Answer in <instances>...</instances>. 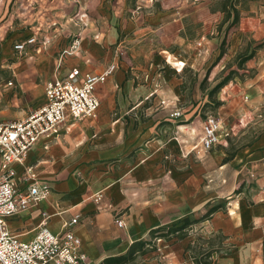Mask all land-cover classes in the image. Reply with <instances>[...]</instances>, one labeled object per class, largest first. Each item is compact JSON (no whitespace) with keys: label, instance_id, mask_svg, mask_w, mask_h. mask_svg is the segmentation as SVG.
Here are the masks:
<instances>
[{"label":"crops","instance_id":"1","mask_svg":"<svg viewBox=\"0 0 264 264\" xmlns=\"http://www.w3.org/2000/svg\"><path fill=\"white\" fill-rule=\"evenodd\" d=\"M61 1L0 0L3 16L7 5L11 4V8L15 5L14 12L20 19L19 16L23 14L21 9L32 3L31 14L37 20L32 30L12 40L10 50L16 59H22L17 63L9 62L6 66L11 69L12 79L7 80L5 86L10 88L11 100L17 106L21 105V110L18 109L13 116L20 118L41 105L45 100V83L54 75H67L76 66L82 71L94 72L104 70L110 63H115L116 68L105 82L96 86L99 107L95 118H69L57 135L38 141L27 152L23 163H13L15 179L20 188L25 186L23 167L30 165L40 179L50 184V193L36 206L8 218L7 225L21 238L28 239L43 218L41 211L49 215L46 226L54 233L62 230L64 222L78 215L72 229L80 237L81 250L88 256L90 264H98L105 257L125 253L133 241L148 239L152 228L168 226L170 222L180 220L193 211L186 209V204L200 196V171L205 170L194 162L198 157L191 151L200 145L201 128L198 142L188 144L184 135L189 130H195V118L190 119L195 109L183 111L177 105V100L183 96L177 85L181 78H177V75H181L188 66L196 71L203 68L209 49L219 38L218 30L214 34V27L207 21L219 11L210 12L208 8V12L202 14L157 9L149 14L133 13L120 26L113 22L97 28L88 22L73 29L59 22L60 17L56 18V15L60 12L48 9L52 7L49 5ZM210 2L204 0L209 6ZM140 6L147 4L137 5L138 8ZM10 16L0 24V34L4 33ZM186 16L196 22L203 21L195 38H189L186 34ZM82 19L87 20L86 17ZM55 21L58 25H51ZM239 29L230 41L232 54L237 52L242 37V25ZM35 31L40 38H50L46 47L28 44L22 53L16 52L14 42L25 39ZM78 31L81 32L79 50L67 55L56 73L59 52L70 44L72 35ZM123 32L126 35L123 41L133 35L138 40L152 43L157 59L119 60L120 36ZM96 33L98 37L94 38ZM57 35L60 38L55 40L53 36ZM61 35H66L63 40ZM1 45V53H4V42ZM142 54L147 55V52ZM192 54L194 58L188 61ZM210 54L215 56L217 50L212 48ZM175 55L186 62L180 71L171 65ZM168 71L178 81H172ZM38 77L44 81L43 89L40 88L41 83L36 81ZM19 78L21 82H18ZM9 81L11 84H8ZM175 109H179L181 115L171 117L170 112ZM132 151L134 156L129 155ZM216 152L221 166L231 169L235 181L241 174L252 183L249 194L252 203L239 197L231 200L233 207L228 209L232 214L239 213L233 226L244 228L250 225L251 230L256 231L250 242L260 243L264 236V131L254 140L240 145L226 162L222 159L227 150L221 146ZM78 170L84 172V180L78 179ZM250 172L254 175L250 176ZM182 177L186 178L184 182H181ZM96 180L101 185L99 189ZM242 187L245 188L244 182ZM98 190L104 193L99 204L91 197ZM234 193L239 191L234 190ZM218 196H210L207 201ZM116 215L123 219L124 226L119 227L115 223ZM204 222H201V226H204ZM219 228L229 236L234 249L235 243L221 225L209 234ZM190 239L189 234L181 240H172L175 250L180 251L188 264L192 262L184 254V247ZM230 253L215 254L214 258L222 264L219 262L220 255Z\"/></svg>","mask_w":264,"mask_h":264},{"label":"rangeland","instance_id":"2","mask_svg":"<svg viewBox=\"0 0 264 264\" xmlns=\"http://www.w3.org/2000/svg\"><path fill=\"white\" fill-rule=\"evenodd\" d=\"M182 1L184 2V0H62L54 5H49L52 7L48 9L60 12L58 16L56 15V18L60 17V19L58 18L59 22L64 27L73 29L79 28L84 22V20H79L83 13L86 14L87 23H92L93 27L99 28L113 22L120 26L124 23V19L133 13L135 15L149 14L157 9L169 12L180 10L189 13L200 12L202 14L208 12V8L210 12L219 11L213 19L209 18L207 21V23L210 21L211 26L214 27V34L218 30L217 36L219 38L212 45V48L217 50V54L211 56L212 48L209 49L203 68L196 71L188 66L181 75H177V78H181V82L177 85L183 95L177 100L179 101L177 105L182 107L183 111L195 109L190 117L191 120L195 118V130L194 132L189 130L184 135L188 144L198 142L201 123L207 114H213L221 120L220 142L215 143L208 152L202 153L200 151L201 158L194 161L200 164L201 169L204 167L205 170L200 171V196L186 204V209H193L189 215L197 217L205 210L208 203L224 201L225 210L214 214L208 222H204V226H201V223H194L189 232L190 237L195 238L197 234L208 235L209 232L216 229V226L221 225L223 230L231 236V241L235 243V247L230 254L220 255V263L264 264V236L260 243H251L250 239L254 234L256 235L254 233L256 231H252L250 225L244 228L233 226L239 213L232 214L228 209L233 207L230 203L231 200L239 197H244L247 203H252L249 197L252 183L246 181L245 176L241 174L235 181L231 169L221 166V159L216 156V150H219L221 146L224 150L229 151L233 147L254 140L264 131V0H238V6L240 8L245 7V9H242L239 21L227 31L225 30L227 22L221 23L223 17V13L220 11L222 0H211L210 6L204 3V0H185L184 3ZM143 4H147V6L137 7V5ZM32 5L30 3L21 9L23 14L19 16L20 19H17L14 12L15 5L12 8L11 4L7 5L4 16L0 12V24L7 16L11 15L10 20L6 22L8 24L4 26V33L0 34V121L16 119L17 117L13 114L18 109L21 110V105L17 106L11 100L9 86H5L7 80L12 79L11 69L6 66L9 62L22 61V59H16L10 49L12 48V40L21 38L32 30L33 26L37 25V20H34L31 14ZM56 24L58 25L56 21L51 23V25ZM200 24L202 25L203 21L196 22L190 16H186L184 26L189 38H195ZM241 25L243 27L241 30L242 37L237 52L232 54L229 50L230 41L236 35V31L240 30ZM224 35L225 41L221 43ZM65 36L61 35V39L63 40ZM125 36L124 32L120 36L119 60L129 62L131 60L157 59L152 43L138 40L133 35L129 40L123 41ZM53 38L56 40L60 36H53ZM1 42H4V53H1ZM220 49L224 52L220 58H217ZM142 52H147V55H143ZM237 53L239 56L236 57ZM241 57L246 58L239 64ZM189 58L188 61H191L194 58L193 54ZM214 71L216 72L214 73ZM229 71L233 73L232 78L217 92L209 94L208 92L213 85ZM168 73L172 81H178L171 71ZM215 79L217 80L215 81ZM21 81L22 79L19 78L18 82ZM36 81L41 83L40 88L43 89L44 81L42 78L40 80L38 77ZM225 132L228 134L224 136ZM129 155L134 156V151ZM77 176L79 180L85 178L84 172L81 170L77 171ZM185 179L182 177L181 182H184ZM242 182L245 184L244 189L241 185ZM95 183L99 189L101 185L97 180ZM235 185L236 187L233 189ZM238 187H240L239 193H234ZM214 195L219 196L207 201L210 196ZM140 232L138 231V233ZM145 238H148V235H145ZM146 247L149 248L148 252L137 255L131 263L129 261L126 264H188L187 260L181 256L180 251L175 250L172 240L152 239Z\"/></svg>","mask_w":264,"mask_h":264},{"label":"built area","instance_id":"3","mask_svg":"<svg viewBox=\"0 0 264 264\" xmlns=\"http://www.w3.org/2000/svg\"><path fill=\"white\" fill-rule=\"evenodd\" d=\"M83 13L79 20H83ZM87 24L86 20L82 23ZM78 31L72 35L70 44L64 47L56 58L55 72H58L63 59L75 53L80 47ZM98 37L96 33L94 38ZM50 38L38 37V32L29 34L25 39L15 41L13 48L22 53L28 44L46 47ZM184 59L175 55L171 65L176 71L184 68ZM116 64L110 63L100 72L82 71L73 67L67 75H54L44 86V102L24 116L7 121H0V264H90L88 256L81 250V239L72 227L78 221L74 215L62 224V230L54 233L46 226L48 214L43 216L31 238L23 239L10 230L8 218L22 213L40 203L50 193V184L40 179L33 166L23 167L22 179L25 186L20 188L15 179L13 163H23L27 152L41 139L57 135L69 118H95L99 107L96 86L105 82L115 70ZM8 84H11L9 81ZM181 115L179 109L170 112L171 117ZM220 119L207 114L201 124L199 147L193 148L196 157L208 152L221 136ZM228 132L224 133V136ZM254 174L250 172V176ZM92 200L99 204L103 200L102 190L95 191ZM115 223L124 226L123 219L116 215Z\"/></svg>","mask_w":264,"mask_h":264},{"label":"trees","instance_id":"4","mask_svg":"<svg viewBox=\"0 0 264 264\" xmlns=\"http://www.w3.org/2000/svg\"><path fill=\"white\" fill-rule=\"evenodd\" d=\"M242 9L238 6V0H222L220 11L223 13L221 23L227 22L225 30H229L233 27L240 18ZM225 41V35L221 39V43ZM223 50L220 49L217 58H220L223 55ZM239 56V53L236 54V57ZM246 57H241V64ZM232 71H229L227 74L222 76L209 90V94L217 92L223 85H225L232 78ZM239 146L233 147L231 150H227L226 155L223 157V162L231 159L235 154V151ZM242 185V183H241ZM240 187L235 189V192H238ZM225 210V202L223 201H213L208 203L205 210L197 217L193 215H185L176 223H172L168 226H158L152 228L149 231L148 239H137L133 241L128 247L127 251L123 254L108 256L105 257L98 264H126L127 262L133 261L134 258L141 254H145L149 251V248L146 247L152 239L162 238L167 241L181 240L187 237L190 234V230L193 228L194 223H201L206 220H209L213 214L217 211ZM229 236L225 234L220 228L216 231L208 234L202 235L197 234L195 238H192L188 241L184 247V254L191 260L192 264H219L214 258L215 254L220 253H230L233 249L234 244L228 240Z\"/></svg>","mask_w":264,"mask_h":264}]
</instances>
